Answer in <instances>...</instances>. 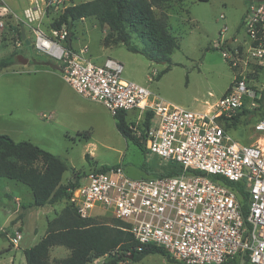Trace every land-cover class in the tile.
<instances>
[{"label":"built area","instance_id":"2783aa9c","mask_svg":"<svg viewBox=\"0 0 264 264\" xmlns=\"http://www.w3.org/2000/svg\"><path fill=\"white\" fill-rule=\"evenodd\" d=\"M71 3L28 0L22 19L31 25ZM241 28L243 40L230 41L227 26L220 30V49L234 72L232 84L205 111H195L124 78V65L116 58L102 64L88 59V45L76 50L65 24L50 31L33 27L34 47L59 62L62 76L78 94L104 104L113 115L139 109L138 118L144 120L151 111L149 128L138 136L149 152L181 168L177 175L133 178L122 164L95 167L71 189L69 202L80 217L110 211L129 224L139 250L158 245L184 264H264V118L254 125L263 134L261 143L234 140L226 126L239 112L259 105L249 74L264 68V0L250 1ZM213 176L242 183L247 199ZM21 236L15 230L12 241Z\"/></svg>","mask_w":264,"mask_h":264},{"label":"rangeland","instance_id":"374dc122","mask_svg":"<svg viewBox=\"0 0 264 264\" xmlns=\"http://www.w3.org/2000/svg\"><path fill=\"white\" fill-rule=\"evenodd\" d=\"M85 1L88 0H71L75 3ZM250 1L189 0L187 8L185 6L178 8L180 6L178 3L182 0H172L154 7L157 15L163 11L182 13L168 19L180 46L171 55V68L159 77L167 64L149 61L139 53L128 51L125 46L115 47L113 51L123 61V77L148 86L155 95L166 101L191 110L205 111L227 91L234 80L232 67L225 60L220 49L222 47L220 30L227 26L225 36L243 40L245 34L241 22ZM27 7L28 0H0V61L9 56H14L16 59L13 65L0 69V133H7L16 141H32L41 148L61 156L76 171L82 173V177L95 167H109L115 164H122L127 174L133 178L161 175L164 170L171 168L172 163L149 152L144 143V148H141L127 141L117 130L113 114L100 102L91 101L93 130H91L90 148L76 133H68L64 130L55 112V102L62 90L68 92L73 90L65 83L60 68L53 69L39 63L40 57L44 55L53 64L60 66L55 59L34 47L33 27H37L38 24L45 31L59 28L55 23L63 17L65 10L49 11L40 20L28 25L22 19ZM221 15H224V18H221ZM64 24L74 38L73 44L76 50L88 45L87 55L91 56L92 52L105 48H102L104 44H118L115 39L117 34L110 33L109 29L102 26L95 17L82 18L71 25ZM22 28H25L30 45H27L22 37ZM132 36L134 44L145 46L135 32H132ZM20 54L29 58V62L21 63L17 58ZM249 75L253 79L250 83L260 94L264 89V68ZM52 113L54 118H51ZM262 118L264 112L261 110L242 112L238 120L234 124L231 121L227 128L234 140L255 144L263 134L256 131L254 125ZM128 120L138 136L142 130V118L129 115ZM87 153L91 155V166L86 158ZM71 177L72 171H66L63 175V183ZM218 178L225 181L221 176ZM5 182L12 184L15 181L0 176V202L4 200L1 191L2 187L6 186ZM17 184L23 188L18 190L23 193L21 204L28 207L29 199L32 198L30 189L25 184ZM69 203L65 199L54 204L55 207L49 205L52 214L48 216H53V210L61 214ZM20 206L17 205L19 209ZM36 210L39 209L23 210L15 214V221L24 219L23 238L16 243L12 241L15 230L12 229L10 222H5L11 212L0 208V261L6 256L10 243L17 244L21 248L30 247L35 243L34 241L45 235L44 215L37 218ZM96 213H100L94 216L93 220L96 223H113L116 220L110 211L96 210ZM69 254L70 250L66 247L56 246L50 249L49 258L51 262H55L66 258ZM116 257L117 253L113 251L111 254L94 259L89 264H104ZM118 264L184 263L161 253H152L141 261L121 259Z\"/></svg>","mask_w":264,"mask_h":264},{"label":"trees","instance_id":"16d2710c","mask_svg":"<svg viewBox=\"0 0 264 264\" xmlns=\"http://www.w3.org/2000/svg\"><path fill=\"white\" fill-rule=\"evenodd\" d=\"M170 1L172 2V0H88L66 7L63 17L55 25L60 28L64 23L71 25L79 19L95 17L102 26L109 29L110 33L117 34L116 43H122L127 50L139 53L149 61L167 64L159 74L161 77L171 68V55L180 47L168 23L169 13L163 11L157 15L154 9ZM132 32L142 39L144 47L133 43ZM15 62L14 56L3 58L0 61V69ZM39 63L61 70V66L53 64L44 55L40 57ZM258 101L256 109L264 112V89L260 92ZM241 113L227 120L226 126H229L231 121L234 124ZM113 116L120 134L127 141L144 148L143 140L135 134L128 120V113L119 111ZM152 116L151 111L145 115L142 120L143 131L149 128ZM86 134V137H89V133ZM86 158L91 163L89 153L86 154ZM168 163H172L171 168L158 176L180 173L181 168L178 164ZM68 170L72 171V177L63 183V175ZM0 176L28 186L34 196L32 205L43 207L65 199L69 201L71 189L80 184L82 173L76 171L61 156L41 148L32 141H16L9 134L0 133ZM213 178L219 179L218 176ZM225 182L247 199L248 194L243 190L242 183L227 180ZM93 219L94 217H80L69 203L61 214L49 220L47 231L40 241L25 249L27 264H89L94 259L113 251H116L117 257L104 264H118L121 259L137 262L152 253H161L170 259L172 257L158 245H147L139 250L138 243L129 230V224L122 220L115 218L113 223H96ZM13 224L14 222H11V225ZM55 246L66 247L70 254L66 258L51 262L50 249Z\"/></svg>","mask_w":264,"mask_h":264},{"label":"crops","instance_id":"0c3cea01","mask_svg":"<svg viewBox=\"0 0 264 264\" xmlns=\"http://www.w3.org/2000/svg\"><path fill=\"white\" fill-rule=\"evenodd\" d=\"M188 1L189 0H182L181 3H178L180 5L178 8H181V6H183V7L185 6V8H187L188 7ZM188 13H189V11H188ZM180 14H182V13L181 12H179V13L175 12L174 13V11H171L169 13V18H174L175 15L179 16ZM232 37L233 36L229 37L230 41H231ZM73 42H74V38L71 35L70 44L74 47ZM122 46H124L122 43L113 44V45L104 44V46H102V48L103 47H105V48L92 52L91 56L87 55V58L90 59L91 61L95 60L93 62L98 63V64H102L106 60V58H108V57H113V58H116L117 60L123 62L122 58L119 55H116V52L113 51V49L115 47H122ZM106 49H108V50H106ZM63 79H64V77H63ZM64 81L66 84H68V82L65 79H64ZM72 90H73L72 92L62 90L59 93L58 99L55 102V105H56V111L55 112H56V114L59 118V121H60L62 127L64 128V130H66V132H68V133H76L77 136L79 137V139L86 141V144L90 148L91 136H92L91 130H93V126L91 125V115L93 116V112L91 110V101L92 100H90L89 98H87L83 95L78 94L73 88H72ZM59 107H61V108H59ZM139 114H140L139 109H136V110L130 111L128 113V116L134 115L135 117H138ZM43 115L45 116L46 114L44 113ZM51 118H54L53 113L51 115ZM87 132L89 133V137H86ZM258 142H260V143L263 142V138L261 137ZM90 158H91V155H90ZM90 166H91V163H90ZM9 180H12V179H9ZM12 181H15V182H12V184H11V182H5L6 186L2 187V191H1V195H2V197H4V200L0 202V208H3L5 210H7L8 212H11L7 215L5 222L6 223L10 222V224H11V222H14V224L11 225L12 229L13 230L19 229L22 232V226H23V222H24L23 220L24 219H19L18 221H15V218H16L15 214L17 212L21 213V211H23V210L31 211L34 208H36V209H39V210H36L37 211V213H36L37 218H39L38 216L44 215V217L42 216L44 219V228L47 231L48 222H49V220H52L53 218L56 217L57 210H53V212H54L53 216L49 217L48 215H50V213H51V209L49 208V205H45L43 207H37V206L32 205V203L34 201V196H33V192L31 191L30 188H29L30 189L29 193H31L32 198L29 199L28 207H25L23 204H21V202L23 201V199H22L23 193L18 191V190L23 189V188H21V186H19L17 184V183H21V182L16 181V180H12ZM64 183H66V182H64ZM20 193H21V195H20ZM17 205L18 206L21 205L20 206L21 208L19 209L17 207ZM55 205L52 207H55ZM22 238L23 237L21 236L20 239H22ZM40 239H38L37 241H34L35 243H33V245L36 244L38 241H40ZM33 245H31V246H33ZM26 248H28V247L21 248L20 246H17V244H11L10 243V246L6 250V254H5L6 256H4V258L0 261V264H27L26 255H25V249Z\"/></svg>","mask_w":264,"mask_h":264},{"label":"water","instance_id":"95a60500","mask_svg":"<svg viewBox=\"0 0 264 264\" xmlns=\"http://www.w3.org/2000/svg\"><path fill=\"white\" fill-rule=\"evenodd\" d=\"M75 4H76L75 2H72V3H71V6H73V5H75ZM22 37H23V39L25 40V43H26L27 45H30V44H31L29 38H27L25 28H22ZM17 58H18V60H19L21 63H23V64H26V63L29 62V58L25 57L24 55H21V54H20V55H18Z\"/></svg>","mask_w":264,"mask_h":264}]
</instances>
